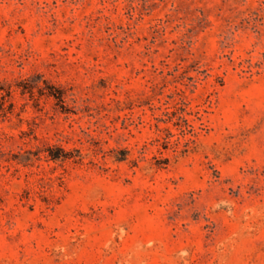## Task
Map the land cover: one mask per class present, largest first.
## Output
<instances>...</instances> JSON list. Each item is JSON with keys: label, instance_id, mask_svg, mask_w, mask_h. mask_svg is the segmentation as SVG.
I'll list each match as a JSON object with an SVG mask.
<instances>
[{"label": "rangeland", "instance_id": "1", "mask_svg": "<svg viewBox=\"0 0 264 264\" xmlns=\"http://www.w3.org/2000/svg\"><path fill=\"white\" fill-rule=\"evenodd\" d=\"M0 264H264V0H0Z\"/></svg>", "mask_w": 264, "mask_h": 264}]
</instances>
